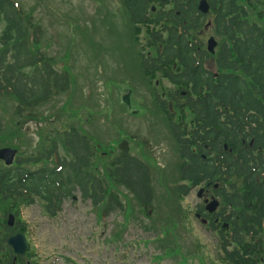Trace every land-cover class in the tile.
Returning <instances> with one entry per match:
<instances>
[{
  "label": "trees",
  "instance_id": "16d2710c",
  "mask_svg": "<svg viewBox=\"0 0 264 264\" xmlns=\"http://www.w3.org/2000/svg\"><path fill=\"white\" fill-rule=\"evenodd\" d=\"M209 2L206 15L199 0H120L143 81L151 88L148 109L164 115L180 159V180L189 182L178 186L179 196L201 183L214 187L221 204L206 217L208 228L219 229L222 260L259 264L264 261V26L259 24L264 9L254 0ZM209 19L220 39L214 53L202 33ZM43 34L42 24L18 0H0V96L15 100L20 117L30 118L75 81L42 49ZM3 131L0 117V137ZM57 133L56 140L45 136L52 145L38 155L21 153L12 165L0 159V203L37 196L55 216L79 193L102 220L124 208L119 187H125L150 215L155 193L148 163L125 151L109 161L98 159L107 154L76 126ZM36 164L42 165L32 168Z\"/></svg>",
  "mask_w": 264,
  "mask_h": 264
},
{
  "label": "rangeland",
  "instance_id": "374dc122",
  "mask_svg": "<svg viewBox=\"0 0 264 264\" xmlns=\"http://www.w3.org/2000/svg\"><path fill=\"white\" fill-rule=\"evenodd\" d=\"M18 1L42 24V49L55 58L59 71L69 68L75 81L68 92L34 109L30 118L29 113L15 114L13 98L0 96V148L38 155L51 147L59 130L76 126L107 154L100 160L109 161L122 151L120 142L129 141L131 154L149 164L154 183L150 216L125 187H119L124 208L104 220L79 193L56 216L46 213L40 198L26 203L23 208L35 220L45 264H227L216 233L197 216L199 188L188 198L178 194V186L189 182L180 180V159L172 151L164 115L148 109L151 88L143 81L120 0ZM254 1L264 9V0ZM206 30V45L213 36L218 48L220 39L209 22ZM130 90L135 114L122 103ZM59 148L64 156L63 145ZM8 206L0 203V219Z\"/></svg>",
  "mask_w": 264,
  "mask_h": 264
},
{
  "label": "flooded vegetation",
  "instance_id": "af4514ba",
  "mask_svg": "<svg viewBox=\"0 0 264 264\" xmlns=\"http://www.w3.org/2000/svg\"><path fill=\"white\" fill-rule=\"evenodd\" d=\"M197 187L204 188L201 201L197 204V216L202 218L211 217L214 212L207 210V200L211 201L213 197L218 195L213 191L214 187L212 188L205 184ZM197 187L190 190L188 197ZM33 199L34 201L30 202L29 205L35 202L36 198ZM24 205L25 203L22 202L9 204L3 218L0 219V264H45L46 260L43 257L41 244L38 243L39 235L37 227H35V220L28 217L26 209L23 208ZM45 211L47 213L46 209ZM12 213L15 215V219L14 223L9 225L8 216ZM237 230L239 231V228ZM17 234H22L25 237L27 247L24 253L16 252L14 247L8 242L10 236Z\"/></svg>",
  "mask_w": 264,
  "mask_h": 264
},
{
  "label": "water",
  "instance_id": "95a60500",
  "mask_svg": "<svg viewBox=\"0 0 264 264\" xmlns=\"http://www.w3.org/2000/svg\"><path fill=\"white\" fill-rule=\"evenodd\" d=\"M199 9L203 13H208L210 11V3L208 2V0H200ZM216 45H217L216 39L213 36L210 37V39L208 40V49L213 52L215 51ZM123 101L130 108L132 107V91L131 90L123 96ZM134 112H137V110H135ZM120 148L128 152L130 150L128 141L127 140L122 141L120 143ZM16 153H17V149L11 148V147H4L0 149V158L5 160L7 165H10L13 163ZM219 203L220 202L217 199H215L208 204L207 208L210 211H214L219 206ZM13 221H14V215H10L8 223L13 224ZM8 242L14 247L16 252L24 253L26 251L27 244H26L24 235L17 234V235L10 236L8 238Z\"/></svg>",
  "mask_w": 264,
  "mask_h": 264
}]
</instances>
